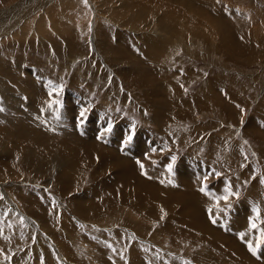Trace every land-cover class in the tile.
<instances>
[{"label":"rangeland","instance_id":"obj_1","mask_svg":"<svg viewBox=\"0 0 264 264\" xmlns=\"http://www.w3.org/2000/svg\"><path fill=\"white\" fill-rule=\"evenodd\" d=\"M256 3L0 0V264H264V245L256 255L248 248L264 231V11ZM219 149L230 162L208 160ZM180 160L212 172L195 189L212 196L204 212L215 249L200 246L205 226L190 224L208 223L192 209L182 222L169 189L163 209L161 185L180 191ZM208 178L234 195L218 201ZM110 190L119 192L112 200Z\"/></svg>","mask_w":264,"mask_h":264},{"label":"crops","instance_id":"obj_2","mask_svg":"<svg viewBox=\"0 0 264 264\" xmlns=\"http://www.w3.org/2000/svg\"><path fill=\"white\" fill-rule=\"evenodd\" d=\"M257 1V5L258 6H260V9H262L263 8V11H264V7L262 6V3H260L259 2V0H256ZM165 138L164 137H161V141L162 142H164L163 140H164ZM175 139H177V138H175ZM234 148H232V150H233ZM101 153V152H100ZM237 153V151H235V149H234V151L232 152V158H233V155H235ZM216 156V161L217 162H219L218 161V158H219V160H221V161H225V160H227V162H230V153L229 152H225V151H222V152H220V149H219V151H218V154H217V152L214 150V153H213V155H211V156H209V155H207L206 157H208V160H211V158L212 157H215ZM219 156V157H218ZM222 158V159H221ZM165 160H163V162H164ZM125 162V161H124ZM215 169V168H214ZM219 169H220V171H219ZM218 169V167H216V169H215V171H214V175L215 174H217V173H219V172H222V170H223V168H219ZM151 172H152V170H151ZM129 173L131 174V175H133L134 176V170H133V168L131 167L130 168V171H129ZM207 173H209V174H212V172H211V170H209V169H207ZM129 174V175H130ZM196 174H200V176L198 175V177L196 176ZM132 176V177H133ZM203 176H205L204 175V173H203V169H201V168H199V167H196V166H194V165H190V167L187 165V164H185L184 163V160H180L179 162H178V166H177V171H176V180H177V183H178V186L175 188V190H180L181 191V193H179L180 191H174V189L173 188H171V187H167V186H162L161 185V188L163 189V190H165V191H163V195H164V197H163V200H164V202H163V209H164V211L166 210V208H167V202H169L170 203V201L172 200V195L173 194H171L170 192H173V193H175V197L179 200V204H180V207H179V215L178 216H182L181 215V213L182 214H184V216H185V220H182V222H186V220H187V218H186V213H188L189 212V209H192V210H194V212L195 213H197V218H201L205 223H208L207 222V220H206V217H205V212L204 211H206V209L209 207V205L210 204H208V202H210V201H207L210 197H212V196H210V195H208V196H203V195H200L197 191H196V189L195 188H199V186H200V180L203 178ZM211 176V175H210ZM187 177V178H186ZM213 177V176H212ZM210 178H208V183H209V185H210V183H211V185H210V189L212 188V190H211V192H214L215 194H216V197L215 198H217V197H220V196H223L225 193H224V189H225V187H224V185H223V183H222V179H220V178H218V179H216V183L215 182H212V181H215V180H209ZM155 181V180H154ZM204 182H206L205 180L203 181V183ZM151 183V182H150ZM202 183V184H203ZM190 184V185H189ZM201 184V185H202ZM190 186H193V188H187V187H190ZM197 188V189H198ZM171 190L170 192H168L167 193V191L166 190ZM217 189H218V191H217ZM184 191V192H183ZM187 194V195H186ZM201 194H203V193H201ZM213 194V193H212ZM180 195V196H179ZM182 196H183V198H182ZM178 197H180V198H178ZM167 198V199H166ZM167 200V201H166ZM201 201V202H200ZM203 201H205V203L206 204H204L203 203ZM248 203H249V201H248ZM203 204V205H202ZM205 206V207H204ZM160 207V206H159ZM202 207V208H201ZM170 209V208H169ZM244 209V212H245V210H247L248 209V207H245V208H243ZM171 211V210H170ZM172 211H173V209H172ZM171 211V212H172ZM242 211V210H241ZM240 211V212H241ZM168 212V211H167ZM214 211H213V209H212V215L213 216H215L216 214H214L213 213ZM176 211L174 212V215H176V214H178V213H176ZM208 214H210V212L208 213ZM241 214V213H240ZM204 216V217H203ZM154 220H155V218H154ZM153 220V221H154ZM152 221V223H151V225L153 224L154 225V222ZM191 221H193V220H191ZM177 222H180L179 220L177 221ZM166 224V223H165ZM180 224H183V223H181L180 222ZM151 225H150V227L149 228H151ZM208 225H209V223H208ZM167 226H170L171 227V224L170 223H168V225H166V227L165 228H167ZM178 226V225H177ZM205 235L207 234L208 235V238L207 239H198L199 241H200V246H207L208 248H209V246L210 247H212V248H214L215 249V247H216V244H217V242H218V240H219V236H218V234H217V230H216V228H213V227H211L210 225H209V231H207V232H205L204 233ZM197 260V259H196ZM213 262H214V260L211 258V263L213 264ZM231 263H234L233 261L231 262ZM203 264V263H202Z\"/></svg>","mask_w":264,"mask_h":264},{"label":"bare ground","instance_id":"obj_3","mask_svg":"<svg viewBox=\"0 0 264 264\" xmlns=\"http://www.w3.org/2000/svg\"><path fill=\"white\" fill-rule=\"evenodd\" d=\"M174 1H177V0H174ZM192 2H193V1H192ZM201 2H202V0H201ZM174 3H175V2H174ZM209 3H210V2H209ZM198 4H199V3H198ZM191 6H192V5H191ZM201 6H202V5H201ZM189 7H190V6H189ZM137 9H138V8H137ZM187 10H188V9H187ZM189 11H191V10H189ZM145 13H146V12H145ZM139 14L142 15V13H139ZM219 16H220V15H218L217 17H219ZM143 17H144V16H143ZM215 17H216V16H215ZM219 19H220V18H219ZM219 19H218V22H221L220 24H222L223 21H221V19H220V20H219ZM164 20H165V19H164ZM215 20H216V19H215ZM166 21H167V20H166ZM168 22H169V21H168ZM168 22H167V23H168ZM181 23H182V22H181ZM186 23H188V22L186 21ZM190 23H191V22H190ZM183 24H184V23H183ZM223 24H224V22H223ZM223 24H222V25H223ZM165 25H167V24H165ZM134 27H135V26H134ZM180 27H181V25H180ZM182 27H183V26H182ZM186 27H187V26H186ZM175 28H176V27H175ZM160 29H161V28H160ZM153 30H154V29H153ZM161 30H162V29H161ZM171 30H173V29H171ZM171 30H170V32H172ZM180 30H181V29H180ZM195 30H196V29H195ZM178 31H179V30H178ZM181 31H182V30H181ZM196 31H197V30H196ZM170 32H169V34H171ZM190 32H192V31H190ZM186 33H188V32L186 31ZM193 33H194V32H193ZM175 34H176V33H175ZM180 34H181V33H180ZM184 34H185V33H184ZM188 34H189V33H188ZM184 36H185V35H184ZM187 36H189V35H187ZM199 36H200V35H199ZM202 36H203V35H202ZM169 37H171V36H169ZM179 37H180V36H179ZM191 37H192V36H191ZM149 38H150V37H149ZM171 38H172V37H171ZM173 39H174V38H173ZM150 40H151V39H150ZM161 40H162V39H161ZM174 40H176V39H174ZM178 40L180 41V38H179ZM178 40H177V41H178ZM182 40H183V39H182ZM145 41H147V40L145 39ZM167 41H168V40H167ZM170 41H171V39H170ZM157 42H158V41H157ZM172 42H173V40H172ZM175 42H176V41H175ZM175 42H173V43H175ZM146 43H147V42H146ZM146 43H145V44H146ZM148 43H149V42H148ZM173 43H172V44H173ZM178 43H179V42H177L176 45H177ZM180 43H181V41H180ZM180 43H179V44H180ZM179 44H178V45H179ZM185 45H186V44H185ZM152 46H153V45H152ZM154 46H155V43H154ZM154 46H153V48H154ZM159 46H160V45H159ZM186 46H187V45H186ZM148 47H149V46H148ZM148 47H147V48H148ZM155 48H156V46H155ZM186 49H187V48H186ZM159 52H160V51H159ZM152 54H153V53H152ZM209 54H210V53H209ZM161 69H162V68H161ZM100 72H101V71H100ZM105 84H106V83H105ZM113 85H114V84H113ZM163 85H164V84H163ZM171 87H172V86H171ZM164 88H165V87H164ZM167 88H168V87H167ZM164 90H165V89H164ZM35 91H36V90H35ZM165 91H166V90H165ZM156 93H157V92H156ZM35 94H36V92H35ZM168 96H169V95H168ZM169 97H170V96H169ZM169 97H168V98H169ZM169 99H171V98H169ZM162 103H163V102H162ZM12 104H13V103H12ZM159 104H160V103H159ZM6 105H8V104H6ZM8 106H10V104H9ZM14 106H15V105H14ZM10 108H13V106H12V107L10 106ZM10 111H11V109H10ZM8 119H9V118H8ZM56 124H57V123H56ZM119 132H120V131H119ZM121 132H122V131H121ZM127 133H128V132H127ZM124 134H125V133H124ZM141 134H142V133H140V135H141ZM136 135H137V134H136ZM136 137H138V135H137ZM135 139H138V138H135ZM141 139H143V138H141ZM139 140H140V139H139ZM146 140H147V139H146ZM137 141H138V140H137ZM134 144H135V143H134ZM142 144H143V143H141V145H142ZM136 146H137V144H136ZM130 147H131V146H130ZM94 148H95V147H94ZM95 150H97V148H95ZM95 150H94V151H95ZM99 153H100V151H99ZM138 153H139V152H138ZM88 154H89V152H88ZM88 154H87V155H88ZM97 154H98V153H97ZM100 154H101V153H100ZM128 154H129V153H128ZM124 155H125V154H124ZM124 155H123V156H124ZM79 156H80V155H79ZM135 156H136V155H134V157H135ZM88 157H89V156H88ZM92 157H93V156H92ZM127 157H128V156H126L125 158H127ZM99 158H100V157H99ZM107 158H108V157H107ZM118 158H119V161H121V164H120V165H122L123 161L126 160V159H124V158H123V159L120 158V157H118ZM68 159H69V158H68ZM87 159H88V158H87ZM97 159H98V158H97ZM81 160H82V159H81ZM101 160H103V159H101ZM53 161H55V160L53 159ZM88 161H89V160H88ZM92 161H93V159H92ZM83 162H84V161H83ZM107 163L109 164V162H107ZM107 163L104 162V164H103V165H104V169H109ZM49 165H50V164H49ZM81 165H82V164H81ZM101 165H102V164H101ZM109 165H110V164H109ZM130 165H132V164L130 163ZM113 166H114V165H113ZM133 166H134V165H133ZM135 166H136V165H135ZM132 168H133V170H134V174H137V173L139 172V170L135 169L134 167H132ZM136 168H137V167H136ZM102 169H103V168H102ZM117 172H119V171H117ZM119 174H121V173H119ZM115 175H116V174H115ZM121 175H124V174H121ZM128 176H131V175L128 174ZM108 180H109V179H108ZM125 180H126L125 177L120 178L119 181H118V179H117V181H118V185H120L121 181H122V182H125ZM117 181H116V178H114V182H113V184L115 185ZM102 185H103V184H102ZM105 185H106V184H105ZM112 190H113V189H112ZM114 191H115V189H114ZM114 191H111V190L109 191V195L112 194V195L110 196V198H109V196H108L109 200H112V199H113V196H114L116 193L119 194L118 191H116V192H114ZM183 192H184V191H183ZM133 193L136 194V199L140 202L139 194L136 193V192H130V195H131V196H135ZM162 193H163V192H162ZM179 193H181V191H180ZM151 194H153V195L155 196V197H154V200L156 199V197H158L156 193H151ZM186 195H187V194H186ZM120 196H121V195H120ZM120 196H119V197H120ZM179 196H180V195H179ZM105 197H106V196H105ZM119 197H118V198H119ZM178 198H180V197H178ZM182 198H183V196H182ZM105 199H106V198H105ZM166 199H167V198H166ZM180 199H181V198H180ZM144 200H145V199H144ZM146 201H148V200L146 199ZM166 201H167V200H166ZM123 202H124L126 205L128 204V200H126L125 198H123ZM200 202H201V201H200ZM203 203L206 204L205 201H203ZM170 205H171V203L168 202V208L170 207V209H171V206H170ZM177 205H178V203H177ZM202 205H203V204H202ZM132 208H133V207H132ZM201 208H202V207H201ZM193 211H194V210H193ZM194 213H195V212H194ZM195 214H196V213H195ZM195 223H200L202 227L205 226V227H204V230L209 231V226L206 225V224H204L203 222H200L199 220H196V221H194V222H191L190 224L193 225V224H195ZM188 225H189V224H188ZM189 226H190V225H189ZM187 227H188V226H187ZM189 231H190V230H189ZM184 233H187V231H184ZM201 233H202V232H201ZM204 233H205V231H204ZM204 236L206 237V239L208 238V235H207V234H206V235L204 234ZM227 254H228V253H227ZM227 256H228V255H227Z\"/></svg>","mask_w":264,"mask_h":264},{"label":"snow or ice","instance_id":"obj_4","mask_svg":"<svg viewBox=\"0 0 264 264\" xmlns=\"http://www.w3.org/2000/svg\"><path fill=\"white\" fill-rule=\"evenodd\" d=\"M49 107H51V105H49ZM80 115H81V117H83L84 116V111H81ZM131 138H132L131 136L128 137L129 140H131ZM173 159H175V158H173ZM137 163L140 165L141 169H143V164H141L139 161H137ZM168 169H169V171H171L172 164H169L168 165ZM217 175H219V174L217 173ZM205 179H207V177H205ZM204 190L205 189L203 187L200 189V191H202V192ZM224 193L225 194L223 196L217 197L216 199L218 201L219 200H223L226 203L228 201V198L230 196L234 195V193L231 191V187L230 186H226L225 187ZM254 211H256V210L254 209ZM213 222L215 223V220H213ZM250 228L251 229H256L257 228V225L255 223H251L250 222ZM240 235H241V237H243L244 236V233H241ZM262 245H264V231H262L261 234H260V236H258L256 238V244H255V246H253V244H252L251 241L248 242L249 251L252 252L253 255H256L257 249L260 248ZM6 259H7V257H6Z\"/></svg>","mask_w":264,"mask_h":264}]
</instances>
